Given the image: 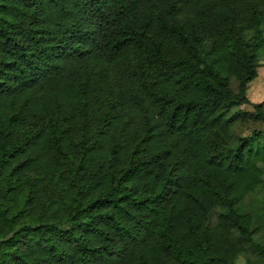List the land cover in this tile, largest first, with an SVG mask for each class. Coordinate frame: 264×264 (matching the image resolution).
Returning <instances> with one entry per match:
<instances>
[{
  "label": "trees",
  "instance_id": "trees-1",
  "mask_svg": "<svg viewBox=\"0 0 264 264\" xmlns=\"http://www.w3.org/2000/svg\"><path fill=\"white\" fill-rule=\"evenodd\" d=\"M262 62L264 0H0V264H264Z\"/></svg>",
  "mask_w": 264,
  "mask_h": 264
},
{
  "label": "rangeland",
  "instance_id": "rangeland-1",
  "mask_svg": "<svg viewBox=\"0 0 264 264\" xmlns=\"http://www.w3.org/2000/svg\"><path fill=\"white\" fill-rule=\"evenodd\" d=\"M248 98L253 105H264V62L259 67V78L255 80L248 91ZM242 111L246 114L243 121L238 127V133L243 136H251L253 130L259 128L264 130V124L261 122H253L254 109L251 105L243 106ZM238 264H246V258L241 257Z\"/></svg>",
  "mask_w": 264,
  "mask_h": 264
}]
</instances>
